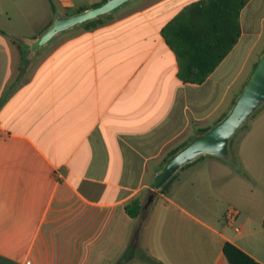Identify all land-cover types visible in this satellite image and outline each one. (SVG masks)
Wrapping results in <instances>:
<instances>
[{
  "label": "crops",
  "instance_id": "0c3cea01",
  "mask_svg": "<svg viewBox=\"0 0 264 264\" xmlns=\"http://www.w3.org/2000/svg\"><path fill=\"white\" fill-rule=\"evenodd\" d=\"M50 1L55 11L49 0H0V264H113L141 220L125 210L136 196L141 253L229 264L230 242L264 264V106L230 142V158L201 156L165 190L153 186L249 80L264 51V0L241 8L236 43L202 82L179 76L162 33L197 0H130L96 27L33 48L57 13L101 0Z\"/></svg>",
  "mask_w": 264,
  "mask_h": 264
},
{
  "label": "trees",
  "instance_id": "16d2710c",
  "mask_svg": "<svg viewBox=\"0 0 264 264\" xmlns=\"http://www.w3.org/2000/svg\"><path fill=\"white\" fill-rule=\"evenodd\" d=\"M103 1L105 0L95 5ZM248 1L197 0L186 5L163 27L162 33L166 41L178 56L181 78L191 82L205 80L236 43L240 35L239 12ZM49 2L55 11L50 0ZM109 15L110 13L82 24L86 28H93L102 24ZM171 179L160 190H165ZM125 210L130 217H138L141 220L139 219L129 245L113 264H126L135 256L151 264H164L140 252L139 235L143 214L140 196L125 204ZM223 253L229 264H261L230 242L224 243Z\"/></svg>",
  "mask_w": 264,
  "mask_h": 264
},
{
  "label": "water",
  "instance_id": "95a60500",
  "mask_svg": "<svg viewBox=\"0 0 264 264\" xmlns=\"http://www.w3.org/2000/svg\"><path fill=\"white\" fill-rule=\"evenodd\" d=\"M128 1L130 0H105L98 5L78 9L68 14L57 13L51 23L39 34L32 46L38 48L58 33L75 25L107 15ZM263 104L264 51L249 80L229 111L212 127L195 135L166 159L161 170L155 175L153 181L155 189L160 190L179 169L201 156L211 155L222 159L230 158L232 137ZM152 197L153 194H149L144 206L148 205Z\"/></svg>",
  "mask_w": 264,
  "mask_h": 264
},
{
  "label": "rangeland",
  "instance_id": "374dc122",
  "mask_svg": "<svg viewBox=\"0 0 264 264\" xmlns=\"http://www.w3.org/2000/svg\"><path fill=\"white\" fill-rule=\"evenodd\" d=\"M129 2H131V1H128V3ZM125 4H127V2L125 3ZM44 6H46V5H44ZM81 7V9L82 8H86V7H90V6H92V2H90V1H86V2H84V3H81V4H76V7ZM121 6H123V5H121ZM68 13H70V12H72V11H74L75 10V7H73V8H68V9H65ZM28 25H29V23H28ZM29 27H31V26H28V29H29ZM34 31V30H33ZM30 32H31V30H28V34L29 35H27L26 37H25V41H27V43H25L24 45H25V47L27 46H29L30 45V43H31V41H33L32 39H33V37L32 36H30L31 34H30ZM53 40V39H52ZM52 40L51 41H49V42H52ZM34 42H32L31 43V46H32V44H33ZM30 46V47H31ZM264 105H262L259 109L261 110V108L263 107ZM258 112V111H257ZM252 116V115H251ZM253 118L254 117H249L248 119H247V121L244 123V124H246V126H251L252 125V123H253ZM244 130V128L243 127H241L235 134H234V136L232 137V139H231V141H232V148H234L235 147V143H236V141H237V138L239 137V135L242 133V131ZM202 158V157H201Z\"/></svg>",
  "mask_w": 264,
  "mask_h": 264
},
{
  "label": "built area",
  "instance_id": "2783aa9c",
  "mask_svg": "<svg viewBox=\"0 0 264 264\" xmlns=\"http://www.w3.org/2000/svg\"><path fill=\"white\" fill-rule=\"evenodd\" d=\"M235 217V211L231 208L227 209L226 213H225V218L227 221H232L234 220ZM236 230H238V228H236Z\"/></svg>",
  "mask_w": 264,
  "mask_h": 264
}]
</instances>
